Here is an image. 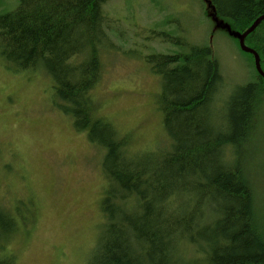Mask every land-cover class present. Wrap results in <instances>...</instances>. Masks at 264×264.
<instances>
[{
	"label": "trees",
	"instance_id": "trees-1",
	"mask_svg": "<svg viewBox=\"0 0 264 264\" xmlns=\"http://www.w3.org/2000/svg\"><path fill=\"white\" fill-rule=\"evenodd\" d=\"M107 1L9 0L14 5L0 11L6 66L47 73L55 106L103 153L104 220L86 264H264V220L255 212L247 152L264 106V77L254 55L236 36L254 76L219 113L214 101L222 77L211 47L164 33L186 49L147 57L162 80L159 104L169 142L134 150L129 134L98 116L93 93L109 38L102 9ZM208 2L235 34L264 14V0ZM245 44L258 52L264 70V20ZM18 219L27 220L20 205L0 203V264H16L9 240Z\"/></svg>",
	"mask_w": 264,
	"mask_h": 264
},
{
	"label": "rangeland",
	"instance_id": "rangeland-1",
	"mask_svg": "<svg viewBox=\"0 0 264 264\" xmlns=\"http://www.w3.org/2000/svg\"><path fill=\"white\" fill-rule=\"evenodd\" d=\"M13 5L0 0V11ZM102 9L110 39L93 90L98 116L129 134L134 150L169 142L159 104L162 80L147 57L186 49L164 33L211 47L222 77L214 101L219 113L234 90L253 79L249 56L208 0H108ZM53 85L44 71H11L0 55V203L20 205L27 217L18 219L9 240L16 264H86L104 220L103 153L55 106ZM258 120L247 152L255 212L264 220V106Z\"/></svg>",
	"mask_w": 264,
	"mask_h": 264
},
{
	"label": "water",
	"instance_id": "water-1",
	"mask_svg": "<svg viewBox=\"0 0 264 264\" xmlns=\"http://www.w3.org/2000/svg\"><path fill=\"white\" fill-rule=\"evenodd\" d=\"M210 5V3H209ZM264 20V14L260 15L253 23L252 25L243 33H237L236 36L239 37V43H240V47L247 52H250L254 55V61H255V66L257 71L259 72L260 75H262L264 77V71L261 68V64H260V57L257 51H255L253 48L247 46L245 44V37L251 32L253 31L260 23L261 21Z\"/></svg>",
	"mask_w": 264,
	"mask_h": 264
},
{
	"label": "bare ground",
	"instance_id": "bare-ground-1",
	"mask_svg": "<svg viewBox=\"0 0 264 264\" xmlns=\"http://www.w3.org/2000/svg\"><path fill=\"white\" fill-rule=\"evenodd\" d=\"M236 34H237V33H236ZM236 34H235V35H236ZM259 57H260V56H259ZM261 68H262V67H261ZM263 71H264V70H263Z\"/></svg>",
	"mask_w": 264,
	"mask_h": 264
}]
</instances>
